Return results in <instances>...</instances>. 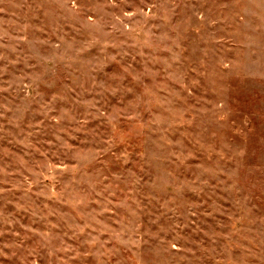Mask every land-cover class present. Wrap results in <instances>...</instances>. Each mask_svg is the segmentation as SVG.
Returning a JSON list of instances; mask_svg holds the SVG:
<instances>
[{
	"label": "rangeland",
	"instance_id": "rangeland-1",
	"mask_svg": "<svg viewBox=\"0 0 264 264\" xmlns=\"http://www.w3.org/2000/svg\"><path fill=\"white\" fill-rule=\"evenodd\" d=\"M0 264H264V0H0Z\"/></svg>",
	"mask_w": 264,
	"mask_h": 264
}]
</instances>
